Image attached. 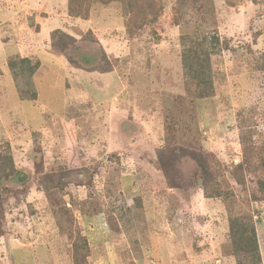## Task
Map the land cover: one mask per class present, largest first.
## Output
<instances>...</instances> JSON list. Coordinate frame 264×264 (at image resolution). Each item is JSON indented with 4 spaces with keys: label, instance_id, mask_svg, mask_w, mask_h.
<instances>
[{
    "label": "rangeland",
    "instance_id": "rangeland-1",
    "mask_svg": "<svg viewBox=\"0 0 264 264\" xmlns=\"http://www.w3.org/2000/svg\"><path fill=\"white\" fill-rule=\"evenodd\" d=\"M68 2L0 0V264H238L231 216L264 264V0H156L133 26L122 0ZM207 33L200 97L182 54Z\"/></svg>",
    "mask_w": 264,
    "mask_h": 264
},
{
    "label": "trees",
    "instance_id": "trees-1",
    "mask_svg": "<svg viewBox=\"0 0 264 264\" xmlns=\"http://www.w3.org/2000/svg\"><path fill=\"white\" fill-rule=\"evenodd\" d=\"M74 0H69L68 8L71 9ZM137 3L132 7V0H122L125 4L128 14L130 16L129 22L135 24H145L146 22L154 21L160 13L162 4L156 0H135ZM143 4V5H142ZM176 10V8H174ZM88 19L87 14L82 17ZM186 38V37H184ZM188 39V38H187ZM220 36L216 33H207L202 39L188 42V47L184 49L182 54V64L184 68V75L188 80L195 82L198 88V95L206 97L211 95L214 90V72L212 67V55L220 52L223 48ZM220 50V51H219ZM72 62V61H71ZM24 66H21L22 73L28 69V75L31 77L38 69L39 63L31 65L30 60L23 59ZM73 63V62H72ZM75 64V62H74ZM76 65V64H75ZM64 131L67 136V148L70 157L77 154V145L74 135V130L64 124ZM8 166L13 168L12 158L8 160ZM4 165L1 166L3 168ZM0 168V171L2 169ZM244 165L235 166L232 170L233 180L237 184H243L245 177L243 174ZM48 177V176H46ZM58 185L54 181L53 176L48 177L46 190H51ZM259 190L264 192V180H259L257 184ZM206 197L214 198L222 195L218 189L204 187ZM229 234L232 239L234 254L238 256V264H261L262 256L260 253V246L255 223L252 217L231 216L229 220ZM242 255V258L239 257ZM244 259H248L246 263Z\"/></svg>",
    "mask_w": 264,
    "mask_h": 264
}]
</instances>
